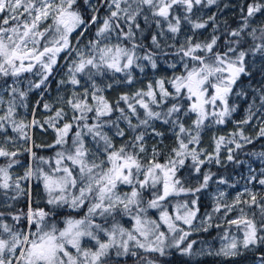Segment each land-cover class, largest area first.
Listing matches in <instances>:
<instances>
[{
  "label": "snow or ice",
  "instance_id": "1",
  "mask_svg": "<svg viewBox=\"0 0 264 264\" xmlns=\"http://www.w3.org/2000/svg\"><path fill=\"white\" fill-rule=\"evenodd\" d=\"M175 255L264 264V0H0V264Z\"/></svg>",
  "mask_w": 264,
  "mask_h": 264
},
{
  "label": "trees",
  "instance_id": "2",
  "mask_svg": "<svg viewBox=\"0 0 264 264\" xmlns=\"http://www.w3.org/2000/svg\"><path fill=\"white\" fill-rule=\"evenodd\" d=\"M53 88H55V85H53ZM53 94H55V93H53ZM115 94H116L115 92L111 93V95H115ZM33 99H35V97ZM47 139H49V137H44V136H41L39 133H37V142H40L41 140H47ZM187 259L188 258L180 257L179 255H175V256L168 258V260L170 261V264H183V261H185ZM235 264H249V261L247 258L242 257V258L238 259L235 262Z\"/></svg>",
  "mask_w": 264,
  "mask_h": 264
}]
</instances>
